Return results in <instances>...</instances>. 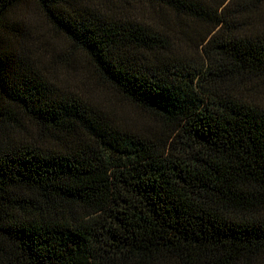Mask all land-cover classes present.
Masks as SVG:
<instances>
[{
  "label": "trees",
  "instance_id": "obj_1",
  "mask_svg": "<svg viewBox=\"0 0 264 264\" xmlns=\"http://www.w3.org/2000/svg\"><path fill=\"white\" fill-rule=\"evenodd\" d=\"M0 264H264V0H0Z\"/></svg>",
  "mask_w": 264,
  "mask_h": 264
},
{
  "label": "rangeland",
  "instance_id": "obj_2",
  "mask_svg": "<svg viewBox=\"0 0 264 264\" xmlns=\"http://www.w3.org/2000/svg\"><path fill=\"white\" fill-rule=\"evenodd\" d=\"M114 107L116 111L120 114L129 116L135 120H145V116L142 117V115L135 109L123 104L122 102H119L118 100H113Z\"/></svg>",
  "mask_w": 264,
  "mask_h": 264
}]
</instances>
